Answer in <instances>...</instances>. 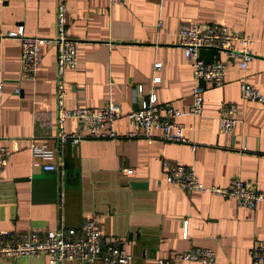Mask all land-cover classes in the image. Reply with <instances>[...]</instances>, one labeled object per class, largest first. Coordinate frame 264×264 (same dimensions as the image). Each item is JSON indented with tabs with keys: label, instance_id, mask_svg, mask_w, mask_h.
<instances>
[{
	"label": "crops",
	"instance_id": "1",
	"mask_svg": "<svg viewBox=\"0 0 264 264\" xmlns=\"http://www.w3.org/2000/svg\"><path fill=\"white\" fill-rule=\"evenodd\" d=\"M63 1L79 59L78 67L64 74L65 105L101 108L116 102L122 114L115 129L123 134L130 129L127 114L155 93L158 103L183 111L177 121L186 125L185 135L196 149L161 141L158 131L144 138L56 141V44L42 46L37 78L26 80L20 74V40L2 37L0 144L10 153L0 172V230L81 228L94 216L105 237L132 254L130 264H159L192 247L212 248L215 264H252L255 246L264 247V202L250 210L233 197L188 192L167 181L164 163L193 166L206 186L226 187L239 178L264 192V103L244 100L240 91L244 78L264 93V0ZM58 2L0 0V34L24 26L27 35L55 37ZM185 23H218L254 38L255 58L244 70L224 53H203L208 60L226 61L227 73L222 86H205L201 115L192 113L194 72L179 46L178 31ZM155 77L161 80L155 83ZM226 102L239 110L237 126L227 133L219 121ZM64 127L72 132L78 122L68 119ZM33 137L56 147L55 170L33 166ZM0 264L51 263L41 254L0 256Z\"/></svg>",
	"mask_w": 264,
	"mask_h": 264
},
{
	"label": "built area",
	"instance_id": "2",
	"mask_svg": "<svg viewBox=\"0 0 264 264\" xmlns=\"http://www.w3.org/2000/svg\"><path fill=\"white\" fill-rule=\"evenodd\" d=\"M110 5L119 4L122 0H109ZM159 25H162L160 20ZM57 33L53 38L31 36L25 34L24 26L16 31L0 34L2 37L17 38L21 42V77L36 80L38 67L42 61V46L55 43L57 46V128L54 137L61 143H78L84 138H144L153 137L164 142L187 143L193 150L196 145L185 135L186 125L177 118L183 111L171 104H160L155 93L143 98L138 108L127 114L130 125L123 134L115 129V122L121 116V108L110 101L101 108L76 107L65 105V83L63 81L67 68L79 65L78 40L70 36L67 28V9L63 0H59L56 14ZM179 46L184 50L185 58L192 64L195 85L193 88L192 113H203V92L205 86L219 87L225 83L227 62L220 59L208 60L204 52H221L229 59L238 60L242 70L255 58L252 50L254 38L250 34L235 32L218 23H185L178 31ZM157 69L162 63L155 64ZM161 80L155 77L154 82ZM0 82V94L2 92ZM18 91V90H16ZM241 96L244 100L264 103V93L248 83L244 78L240 82ZM238 106L232 102L221 105L219 121L222 132H231L239 122ZM68 119L78 122V127L67 132L64 124ZM33 166H41L45 170H55L57 149L50 141H38L33 137L30 145ZM9 149L0 144V172L7 164ZM167 181L180 186L188 192H210L224 197L235 198L239 207L253 210L258 203L264 202V192L257 190L247 182L236 178L226 186H206L198 178L193 166L179 163H164ZM131 173L132 169H125ZM187 225H185L187 236ZM46 254L51 264H65L70 260L84 263L102 261L103 264H130V254L118 240L104 235L101 221L97 217L85 219L81 228L60 227L55 230L41 232L26 230L18 234L0 230V256L18 259L26 256ZM216 252L212 248L192 247L184 252H176L172 256L159 260V264H176L178 261H199L202 264H215ZM252 264H264V247L259 243L253 252Z\"/></svg>",
	"mask_w": 264,
	"mask_h": 264
}]
</instances>
